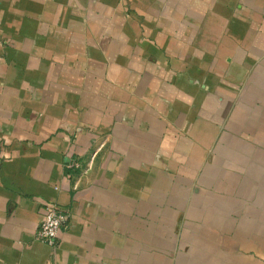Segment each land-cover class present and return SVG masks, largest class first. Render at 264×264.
<instances>
[{
	"label": "crops",
	"instance_id": "1",
	"mask_svg": "<svg viewBox=\"0 0 264 264\" xmlns=\"http://www.w3.org/2000/svg\"><path fill=\"white\" fill-rule=\"evenodd\" d=\"M0 264H264V0H0Z\"/></svg>",
	"mask_w": 264,
	"mask_h": 264
},
{
	"label": "built area",
	"instance_id": "2",
	"mask_svg": "<svg viewBox=\"0 0 264 264\" xmlns=\"http://www.w3.org/2000/svg\"><path fill=\"white\" fill-rule=\"evenodd\" d=\"M67 167L69 169H79L77 161L72 160ZM45 212L35 234V240L53 248L58 243V236L69 219V214L62 210L57 203L48 202L44 206Z\"/></svg>",
	"mask_w": 264,
	"mask_h": 264
}]
</instances>
